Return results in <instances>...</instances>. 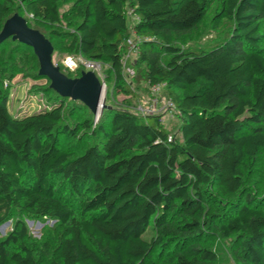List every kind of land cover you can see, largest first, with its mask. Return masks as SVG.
<instances>
[{
  "label": "trees",
  "instance_id": "16d2710c",
  "mask_svg": "<svg viewBox=\"0 0 264 264\" xmlns=\"http://www.w3.org/2000/svg\"><path fill=\"white\" fill-rule=\"evenodd\" d=\"M210 1L64 0L71 8L62 14L60 0H21L16 9L0 0V33L16 13L51 28L65 22L72 31L52 36L66 51L108 65L117 91L136 96L122 62L135 30L146 40L134 79L149 89L166 84L180 122V138L170 140L160 117L139 116L129 103L106 104L95 124L87 106L39 76L33 48L1 44L0 57L10 41L33 51L52 101L15 116L0 86V226L16 218L0 241V264H220L208 245L214 232L238 264H264V207L240 199L246 161L264 157V0H223L210 27L230 23L229 33L213 45H183L206 24ZM128 8L140 19L133 27ZM26 20L55 54L51 37ZM61 72L76 79L85 70ZM78 113L89 118L71 121ZM26 219L54 221L50 238L34 242Z\"/></svg>",
  "mask_w": 264,
  "mask_h": 264
},
{
  "label": "rangeland",
  "instance_id": "374dc122",
  "mask_svg": "<svg viewBox=\"0 0 264 264\" xmlns=\"http://www.w3.org/2000/svg\"><path fill=\"white\" fill-rule=\"evenodd\" d=\"M223 0H211L209 6V17L206 24L201 27L193 35L187 36L183 45L194 44L200 46H209L215 44L217 41L226 36L232 29V24L224 23L221 30L216 33L210 27V20L214 14L221 9V3ZM15 9L21 4V0H15ZM71 8V3H66L64 0H60V11L62 14L68 12ZM21 15L31 21V16L26 12H22ZM32 27H37L45 32L46 35L51 37L54 45L57 46L58 51L53 56V61L56 66L61 67L62 71L66 74L70 72H76L83 67H79L75 70H70L66 66L68 58H78L82 56L85 60H90L80 54H69L66 51L65 44L57 40L52 36L53 30L72 31V29L65 23L61 27H48L43 25H36L31 21ZM130 37L134 40L136 47H139L146 40L145 37H140L138 34L131 30ZM264 48V42L262 43ZM1 50H5L6 53L0 57V86L2 89L9 94V107L10 111L15 116H27L40 112L41 110L50 107L52 97L46 95L45 88L50 85L46 79H38V62L34 57L33 51L28 48H17L15 43L12 41L8 42ZM14 50L15 53L11 51ZM17 52V53H16ZM138 52H134L128 59L126 68L124 70L125 85L128 88H132L136 92L135 95H127L120 93L116 88V79L112 74L111 69L108 65L102 64V71L105 79V93L104 100L106 101L107 92L109 93V102L105 103L109 106L116 107H127V104H131V109H136L143 101L147 100L150 95V89L144 82H136L133 76V68L137 61ZM126 55L124 56V58ZM133 96V98H132ZM163 99L168 96L165 92V88L161 92ZM68 105H72L69 101ZM137 114L136 112H134ZM175 118L167 117L166 114L160 115L162 126L169 132L172 138H180L179 133V113L175 112ZM139 116V113L137 114ZM101 117V115H100ZM99 116L94 117V123L99 121ZM85 118H89L86 113H78L71 121H83ZM151 123L153 119H149ZM246 181L245 190L242 193L240 199L242 202L248 197L254 198V203L264 207V157L260 154L256 160L251 161L248 159L244 165ZM214 200H218L221 204L227 207L229 204L226 199H221L218 193L213 190ZM233 202V201H231ZM225 209V208H224ZM227 209V208H226ZM16 218L11 219L0 226V241L3 240L9 232L12 230ZM26 225L28 227L31 239L34 242H43L50 238L55 222L50 220H34L26 219ZM218 254L220 264H238L235 257L232 244L222 238L218 233L214 232L208 242Z\"/></svg>",
  "mask_w": 264,
  "mask_h": 264
},
{
  "label": "water",
  "instance_id": "95a60500",
  "mask_svg": "<svg viewBox=\"0 0 264 264\" xmlns=\"http://www.w3.org/2000/svg\"><path fill=\"white\" fill-rule=\"evenodd\" d=\"M33 48L40 63L39 76L50 80V88L63 98L80 101L96 117H100L105 104V84L94 72H83L81 77L71 79L61 72L53 61L54 47L38 30L29 27L25 18L18 13L8 19L0 33V45L8 39Z\"/></svg>",
  "mask_w": 264,
  "mask_h": 264
},
{
  "label": "built area",
  "instance_id": "2783aa9c",
  "mask_svg": "<svg viewBox=\"0 0 264 264\" xmlns=\"http://www.w3.org/2000/svg\"><path fill=\"white\" fill-rule=\"evenodd\" d=\"M127 18L129 24L133 27L137 24L140 19L136 15L133 8H128L127 10ZM133 34L136 33L135 30H132ZM127 54L126 57L123 58V66L126 67L128 59L134 52H138L139 47H136L134 44V40L130 37L127 40ZM66 66L70 70H75L79 67L85 68V72H94L98 78L104 82V74L102 71V64L93 60H85L82 56L78 58H68L66 62ZM166 87V84L154 85L150 86V95L147 100L143 101L136 109H132L133 112L139 113L144 118L148 117H158L160 115L166 114L167 117L175 118L176 107L171 99L168 97L163 99L161 96L162 90ZM162 120V119H161ZM172 140V137H170Z\"/></svg>",
  "mask_w": 264,
  "mask_h": 264
}]
</instances>
